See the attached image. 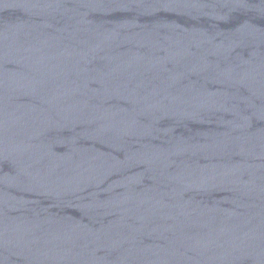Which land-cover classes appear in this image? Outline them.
<instances>
[{"label": "water", "instance_id": "obj_1", "mask_svg": "<svg viewBox=\"0 0 264 264\" xmlns=\"http://www.w3.org/2000/svg\"><path fill=\"white\" fill-rule=\"evenodd\" d=\"M0 264H264V0H0Z\"/></svg>", "mask_w": 264, "mask_h": 264}]
</instances>
